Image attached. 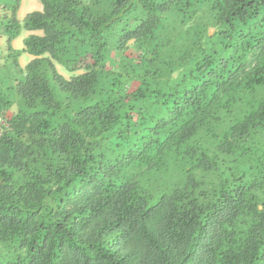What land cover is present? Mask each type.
<instances>
[{"label":"trees","instance_id":"1","mask_svg":"<svg viewBox=\"0 0 264 264\" xmlns=\"http://www.w3.org/2000/svg\"><path fill=\"white\" fill-rule=\"evenodd\" d=\"M14 1L0 264H264V0Z\"/></svg>","mask_w":264,"mask_h":264},{"label":"crops","instance_id":"2","mask_svg":"<svg viewBox=\"0 0 264 264\" xmlns=\"http://www.w3.org/2000/svg\"><path fill=\"white\" fill-rule=\"evenodd\" d=\"M2 3H3L2 6H0V19L3 18L5 15L8 14V12L5 11L4 7L13 5L15 3V1L14 0H2ZM25 6H26V8H25ZM23 9L25 11H27V12L24 13L23 16H21ZM42 10H43V5H42V3L40 5L39 2H38V0H21L20 6H19V10H18V13H17V18H18L19 22L21 24H23V22H24V20H25V18H26V16L28 14H30L32 12H35V11H42ZM31 35H39V36H41V35H43V33L41 31H28V30L22 29L20 36L17 37L12 42L13 48L15 50L22 51L24 49V47H25V46L23 47L21 45L22 42L24 43V40L26 38H28L29 36H31ZM18 44L20 46H18ZM0 52H2L3 55H6V53H7V51H6L5 38H0ZM26 56H29L30 57L28 61H31L33 59V57L31 55H29L28 53H22V55L19 57L20 70H24L25 67L28 65L27 64L25 66V64L26 63H29L27 61H26V63L23 61Z\"/></svg>","mask_w":264,"mask_h":264},{"label":"rangeland","instance_id":"3","mask_svg":"<svg viewBox=\"0 0 264 264\" xmlns=\"http://www.w3.org/2000/svg\"><path fill=\"white\" fill-rule=\"evenodd\" d=\"M38 2H39V4L41 5V2L38 0ZM25 8H26V6H25ZM27 11H25L24 9L22 10V14H21V16H23V14L24 13H26ZM24 34V33H23ZM23 47H24V43L22 42V44H21ZM18 46H20L19 44H18ZM129 47H130V50L127 52V56H129V57H135L136 56V54H135V52H134V49L132 48L133 47V43H131L130 45H129ZM29 56H26L25 58H24V62L26 63V61L27 62H30V61H28L29 60ZM2 61V60H1ZM28 63H26L25 64V66L27 65ZM57 68H58V71L63 75V76H65L66 78H71L72 76H74V75H78V74H80V73H82V71H80V72H77V73H75V74H72V73H69V72H67L66 70H64V68H62L61 66H57ZM16 72V74L19 76V71H15ZM11 115H12V113L11 112H9L8 113V117H11ZM0 124L1 125H4L5 124V121L3 120V119H1L0 118Z\"/></svg>","mask_w":264,"mask_h":264}]
</instances>
